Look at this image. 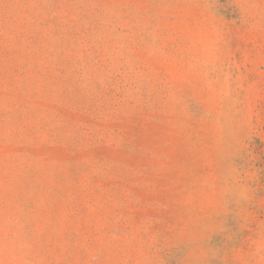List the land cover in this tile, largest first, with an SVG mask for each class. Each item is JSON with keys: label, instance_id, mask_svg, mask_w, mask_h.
Instances as JSON below:
<instances>
[{"label": "rangeland", "instance_id": "obj_1", "mask_svg": "<svg viewBox=\"0 0 264 264\" xmlns=\"http://www.w3.org/2000/svg\"><path fill=\"white\" fill-rule=\"evenodd\" d=\"M0 264H264V0H0Z\"/></svg>", "mask_w": 264, "mask_h": 264}]
</instances>
